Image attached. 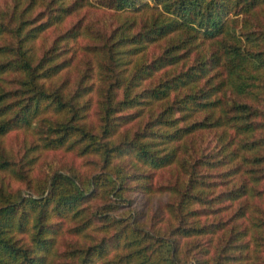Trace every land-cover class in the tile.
Wrapping results in <instances>:
<instances>
[{"label": "trees", "instance_id": "obj_1", "mask_svg": "<svg viewBox=\"0 0 264 264\" xmlns=\"http://www.w3.org/2000/svg\"><path fill=\"white\" fill-rule=\"evenodd\" d=\"M0 264H264V0L0 6Z\"/></svg>", "mask_w": 264, "mask_h": 264}, {"label": "rangeland", "instance_id": "obj_2", "mask_svg": "<svg viewBox=\"0 0 264 264\" xmlns=\"http://www.w3.org/2000/svg\"><path fill=\"white\" fill-rule=\"evenodd\" d=\"M9 0H0V6H5V4L8 2ZM14 137V136H12ZM10 139V138H9ZM9 141V140H8ZM18 140L17 139H12L9 143V146L12 147L11 145L14 144V143H17ZM44 157V156H43ZM45 160H49L51 158V156H45Z\"/></svg>", "mask_w": 264, "mask_h": 264}]
</instances>
